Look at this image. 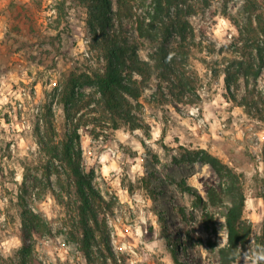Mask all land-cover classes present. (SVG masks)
<instances>
[{"label": "rangeland", "instance_id": "obj_1", "mask_svg": "<svg viewBox=\"0 0 264 264\" xmlns=\"http://www.w3.org/2000/svg\"><path fill=\"white\" fill-rule=\"evenodd\" d=\"M179 1L180 18L191 28L185 40L176 31L156 40L138 34V22L151 13V0H125L120 11L117 0H110L104 28L91 24L82 0H0L1 255L18 258L25 206L51 230L32 235L38 259L89 264L70 235L65 208L51 194L41 200L26 194L24 206L20 196L24 164L31 160L33 173H41L35 124L42 106L52 104L62 132L55 88H63L74 71L103 72L101 43L115 34L129 52L151 63L162 44L172 53L188 45L187 64L198 77L200 99L178 109L170 102L155 104L153 78L141 100L149 136L126 126L109 140L82 134L84 162L95 170L94 185L114 203L108 224L116 262L108 258L107 264H220L219 249L227 243L226 214L237 185L246 198L243 217L251 233L233 264H264V71L259 77L239 76L235 101L224 75L214 77L211 71L222 66L224 56H238L219 52L238 35L234 23H249L245 0ZM176 10L172 7V16ZM244 98L257 101L251 113L240 103ZM185 148L206 149L230 172L182 160Z\"/></svg>", "mask_w": 264, "mask_h": 264}, {"label": "trees", "instance_id": "obj_2", "mask_svg": "<svg viewBox=\"0 0 264 264\" xmlns=\"http://www.w3.org/2000/svg\"><path fill=\"white\" fill-rule=\"evenodd\" d=\"M82 2L90 9L91 24L104 28L110 0ZM117 2L120 11L125 7V0ZM151 3L149 16L138 22V34L156 40L160 34L169 35L176 31L185 40L190 25L180 18L183 9L179 7L180 1L151 0ZM174 6L176 15L172 16ZM245 10L249 23L245 26L234 23L238 35L219 52L237 53L238 56H224L222 66L217 64V67L211 68L214 77L220 73L224 75L225 88L234 101L239 76L259 77L264 71V3L245 0ZM102 41L104 52L101 58L106 63L105 70L74 71L63 88H55L54 103L63 111L62 132H59L52 104L49 102L42 106L44 112L40 113L35 124L41 173H33L31 160L24 164V194L20 196L24 206L26 194L35 200L51 194L65 208L70 235L89 264H107L108 258L116 262L108 224V217L114 213V203L107 200L94 185L96 174L84 162L82 134L93 139L109 140L115 131L126 126L131 130H142L149 136L150 125L145 120L141 100L153 78L156 88L151 100L155 104L170 102L178 109L179 104H193L200 99L198 77L187 64L188 45L181 44L176 51L178 53H172L162 44L151 63L142 59L138 52H129L128 46L115 34L104 37ZM240 103L251 113L257 101L244 98ZM181 159L207 163L218 172L224 169L230 172L217 156L204 148H185ZM232 193V204L226 214L227 243L219 249L220 264H233L241 256L251 233V226L243 217L246 198L240 185ZM21 224L24 244L19 249L18 258L0 254V264H45L34 255L30 240L33 233L42 230L51 233L48 223L34 209L24 206ZM175 245H180L178 239Z\"/></svg>", "mask_w": 264, "mask_h": 264}, {"label": "built area", "instance_id": "obj_3", "mask_svg": "<svg viewBox=\"0 0 264 264\" xmlns=\"http://www.w3.org/2000/svg\"><path fill=\"white\" fill-rule=\"evenodd\" d=\"M85 54H86V55H89V53H88V51H87V50H85Z\"/></svg>", "mask_w": 264, "mask_h": 264}]
</instances>
